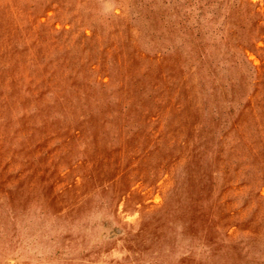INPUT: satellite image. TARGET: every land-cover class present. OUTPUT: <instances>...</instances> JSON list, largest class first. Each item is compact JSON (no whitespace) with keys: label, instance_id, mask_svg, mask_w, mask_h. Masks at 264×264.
<instances>
[{"label":"rangeland","instance_id":"1","mask_svg":"<svg viewBox=\"0 0 264 264\" xmlns=\"http://www.w3.org/2000/svg\"><path fill=\"white\" fill-rule=\"evenodd\" d=\"M0 264H264V0H0Z\"/></svg>","mask_w":264,"mask_h":264}]
</instances>
